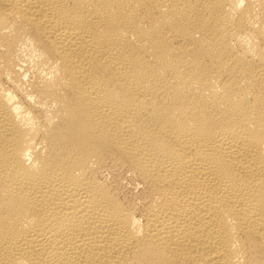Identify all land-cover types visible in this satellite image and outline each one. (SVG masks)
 <instances>
[{"label":"bare ground","instance_id":"obj_1","mask_svg":"<svg viewBox=\"0 0 264 264\" xmlns=\"http://www.w3.org/2000/svg\"><path fill=\"white\" fill-rule=\"evenodd\" d=\"M0 264H264V0H0Z\"/></svg>","mask_w":264,"mask_h":264}]
</instances>
